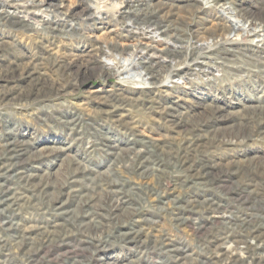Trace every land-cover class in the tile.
Wrapping results in <instances>:
<instances>
[{
    "label": "rangeland",
    "instance_id": "374dc122",
    "mask_svg": "<svg viewBox=\"0 0 264 264\" xmlns=\"http://www.w3.org/2000/svg\"><path fill=\"white\" fill-rule=\"evenodd\" d=\"M91 2L0 0V264H264V0Z\"/></svg>",
    "mask_w": 264,
    "mask_h": 264
},
{
    "label": "bare ground",
    "instance_id": "6f19581e",
    "mask_svg": "<svg viewBox=\"0 0 264 264\" xmlns=\"http://www.w3.org/2000/svg\"><path fill=\"white\" fill-rule=\"evenodd\" d=\"M129 1L130 0H126V1H120V0H92L90 8H91V10L94 11L93 15L95 17L97 16V18L100 19V18H103L104 15H108L110 13L116 15L117 13H119V11L124 6H127L125 4L127 2H129ZM37 15H40L44 20L45 19L47 20V19L52 17V15L49 14V13L47 14V13H45L43 11H39V12L35 13L34 15L28 13V14L25 15V18L29 19V20H31V19L32 20H37L36 19ZM230 20L232 21V26H233V31H234V33L232 35H234V36H236L235 32H237L238 30H246V29L249 28L248 25L241 24L242 22L237 20V19H235V18H233V19L231 18ZM129 25H131L132 30H134L136 34H140V35H144V36H152L151 38L159 37L158 33L157 32H153L151 30V28H150V30H146V29L134 28V26H132L131 23H129ZM260 36H263V35H260ZM138 59H139V57L135 53L129 54L128 58L111 59V58L107 57V58H105V67L107 69H109V70H113V71L117 72L119 75L123 76L125 78V80H127V81H133L136 84H144L146 82L145 81V77L146 76L144 74V71L143 72L142 71H140V72L136 71V68H138V66H139L137 64V60Z\"/></svg>",
    "mask_w": 264,
    "mask_h": 264
}]
</instances>
